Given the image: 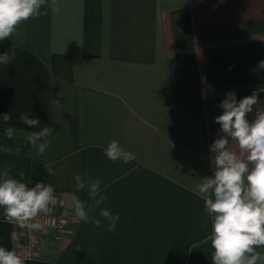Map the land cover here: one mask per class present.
<instances>
[{
	"label": "crops",
	"instance_id": "1",
	"mask_svg": "<svg viewBox=\"0 0 264 264\" xmlns=\"http://www.w3.org/2000/svg\"><path fill=\"white\" fill-rule=\"evenodd\" d=\"M57 2L59 12L42 8L46 14L0 42V54L16 52L0 65V149L21 148L0 150V170L17 179L23 170L29 187L52 184L73 220L60 239L43 233L41 258L25 264H212L211 217L193 189L214 175L220 102L229 91L239 100L264 85V70H255L264 60V0ZM58 98L59 109L51 104ZM21 113L52 128L43 155L27 144L38 129ZM112 140L137 158L110 161L104 149ZM76 175L99 179L107 200L97 206L87 188L77 191ZM73 194L100 227L75 217ZM101 208L120 215L114 232ZM2 221L0 209V246L12 249L21 230Z\"/></svg>",
	"mask_w": 264,
	"mask_h": 264
},
{
	"label": "clouds",
	"instance_id": "2",
	"mask_svg": "<svg viewBox=\"0 0 264 264\" xmlns=\"http://www.w3.org/2000/svg\"><path fill=\"white\" fill-rule=\"evenodd\" d=\"M44 7L60 11L57 0H0V42L12 38L22 23L46 14L41 11ZM15 56L14 48L0 54V65H8ZM255 70H264V60L258 62ZM260 92H264V85L237 100L236 94L229 91L220 102L218 106L223 112L215 117V122L223 135L210 146L214 153L211 157L214 175L202 178L193 189L204 199L207 216L211 217L212 230L207 239L213 249L212 264H264V251H258L264 249V104L259 100ZM51 104L57 109L63 106L59 98L51 100ZM254 106L255 119L250 122L247 117ZM11 119L10 114H2V123L8 124ZM19 119L28 128L38 129L27 133L25 140L37 155H43L50 147L52 128L40 127L38 118H29L25 113H21ZM15 131L11 126L4 129L5 136L11 140ZM0 150L9 155L21 152L20 147L13 149L7 145ZM104 155L113 163H129L138 154L112 140L104 149ZM46 170L49 175H55L51 166ZM17 175L20 179L14 178L8 167L0 170L2 222L46 233V224L40 217L47 215L50 205L56 201L54 187L42 181L29 187V183L24 182L25 172L20 170ZM74 181L77 191L87 188L88 196L97 206L107 200V196L100 195L99 179L86 183L83 176L76 175ZM71 206L76 218L100 227L101 220L91 217L75 194ZM100 216L107 222V231L114 232L120 215L101 208ZM206 225L205 219L202 226ZM16 236L17 233L12 232V240ZM0 264H25V260L17 251L0 246Z\"/></svg>",
	"mask_w": 264,
	"mask_h": 264
},
{
	"label": "built area",
	"instance_id": "3",
	"mask_svg": "<svg viewBox=\"0 0 264 264\" xmlns=\"http://www.w3.org/2000/svg\"><path fill=\"white\" fill-rule=\"evenodd\" d=\"M55 196V203L50 205L51 211L47 215L42 214L40 220L46 224L47 230L53 231L56 239H60L73 232V220L68 214L66 199L58 194ZM19 229L21 230V238L15 241L12 249L17 251L25 261L39 260L42 255V235L44 232L29 231L26 227Z\"/></svg>",
	"mask_w": 264,
	"mask_h": 264
}]
</instances>
